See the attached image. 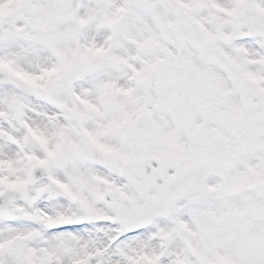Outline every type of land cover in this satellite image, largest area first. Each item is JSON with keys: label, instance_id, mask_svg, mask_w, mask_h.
<instances>
[{"label": "snow or ice", "instance_id": "snow-or-ice-1", "mask_svg": "<svg viewBox=\"0 0 264 264\" xmlns=\"http://www.w3.org/2000/svg\"><path fill=\"white\" fill-rule=\"evenodd\" d=\"M0 264H264V0H0Z\"/></svg>", "mask_w": 264, "mask_h": 264}]
</instances>
